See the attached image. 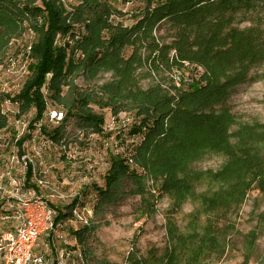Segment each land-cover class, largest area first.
Here are the masks:
<instances>
[{
  "label": "trees",
  "instance_id": "obj_1",
  "mask_svg": "<svg viewBox=\"0 0 264 264\" xmlns=\"http://www.w3.org/2000/svg\"><path fill=\"white\" fill-rule=\"evenodd\" d=\"M119 1L76 0L73 11L66 13L61 0H0V65L10 42L20 40L24 25H28L35 33L30 75L13 101L19 104L21 115L35 110L29 128L34 130L35 124L44 120L47 105L42 88L49 75L52 103L65 111V119L52 132L42 126L55 144H61L65 125L72 119L79 128L102 132L104 116L93 106L110 110L114 116L122 111L134 114L138 122L131 134L140 138V143L133 160L152 176L158 197L171 198L175 212L193 195V179L199 175L190 172L191 165L208 153L222 155L225 162L220 170L207 173L218 189L200 199L202 211L209 215L207 224L197 225L200 231L196 227L189 234H181L169 220V245L162 258V264H212V258L217 260L225 254L229 233L235 228L232 224L220 226V219L241 207L255 190L264 205V124L238 122L227 104L237 86L255 79L251 69L264 63V29L236 27L244 19L242 15L264 7V0H145L144 9L131 25L113 22V16H124L115 7ZM81 24L85 36L78 41V48L84 59L67 62L66 50L55 47V37L71 29L69 35L74 36V29ZM163 25H168L167 32L171 33L169 43L154 34ZM129 48L132 53L127 57ZM144 49L149 52L145 58ZM173 51L176 55L171 61ZM183 62L203 70V84L191 82L192 72L189 67L182 68ZM149 64L167 69L177 66L184 75L180 74L178 84L166 88L155 84L144 90L137 71ZM100 71L112 72L113 80L84 91L75 84L79 73L94 79ZM185 73H190L189 77ZM7 123L0 113V129ZM24 141L20 140L19 146ZM128 167L124 157L111 158L106 190L100 193L103 199H108L111 189L125 178L138 181L139 176ZM138 184L132 193L142 196L141 213L151 217L156 213L154 196L140 181ZM76 203L67 207L66 213L59 210L56 222L70 219L69 211ZM213 215L220 219L211 218ZM256 219L257 225L243 237L241 264H250L258 252L264 210ZM92 230L90 225L73 232L78 245L86 244ZM133 251L128 264H149ZM257 263L264 264V255Z\"/></svg>",
  "mask_w": 264,
  "mask_h": 264
},
{
  "label": "rangeland",
  "instance_id": "obj_2",
  "mask_svg": "<svg viewBox=\"0 0 264 264\" xmlns=\"http://www.w3.org/2000/svg\"><path fill=\"white\" fill-rule=\"evenodd\" d=\"M61 3L66 13L73 11V8L77 5L76 0H61ZM144 3L145 0H120L115 7L124 16H113V22L121 20L125 25H131L134 22L135 15L144 9ZM242 16L244 19L239 24H236V27L239 29L246 30L255 26L259 27V29H264L263 6ZM238 18L242 19V17ZM67 24L70 25V22ZM24 26L25 30L22 39L11 41L14 43L11 45L10 51L8 49L7 53H5L4 59L1 62L2 64H6L8 54L13 56L12 58L15 62L19 64L22 60L20 56L24 55V50L26 51L27 46L35 42V34L32 35L28 32V25ZM79 26H82V24ZM167 28L168 25H163L160 30H155L154 34L157 37L166 38V43H169L172 39L169 38L171 33L167 32ZM69 32L56 35L55 47L66 49L71 44L72 49L78 48V42L75 40L76 36L70 37ZM131 53V48L126 50L127 57ZM147 53L149 52H146V49L142 51L144 58L147 56ZM155 54L157 56L159 53L156 52ZM175 55V51L170 52L169 58L171 61L175 58ZM69 61L78 62L76 59ZM184 63L181 65L182 68L183 66L184 68L189 67L190 73H193H189L191 75V82L196 81L198 84H203V81H201L203 70L198 66L190 64H187V66ZM150 66L149 64L147 67L140 68L137 71L142 89L147 90L155 84H160L166 88L172 83H180V79L177 78L183 73V69L177 66L167 69L161 65L156 67L158 68L156 70V68ZM189 74L185 73L186 78L189 77ZM250 74L255 79L237 86L231 93L227 104L232 109V113L236 115L238 122L264 124V63L259 67H253ZM7 78L10 79V76H7ZM169 79L173 82H170ZM112 80V72L100 71L94 79H90L87 73L81 72L76 76L75 84L80 90L84 91L102 86ZM6 94L2 92L0 87V95H2L0 101L1 115L3 114V110H12L11 107L7 108L8 106L4 104V99H7V96L3 95ZM54 107L59 108L57 105ZM93 108L96 113L104 116L105 122L102 132L96 133L86 128H79L74 119L70 120L65 125L62 139L63 143L72 144L74 149L70 155H65L60 150L63 144L56 145V147L44 148L41 140L30 143L28 151L33 155H35V150L45 153L43 160L46 166L51 168L49 171L52 183L61 187V183L64 182L66 184L64 189L66 194H75L78 196H80V192L84 194L83 200L81 201L83 203V212L88 216L90 225L93 228L91 234L86 238V244L83 246L85 260L88 264H128L127 258L129 254L135 253L133 249L138 252L134 256L137 257L138 255V257L144 260H148L147 262L149 264H162V258L169 245V239L167 237L169 220L173 221L181 234H189L195 230L197 225L203 227L207 224L209 215H206L202 211L200 199L202 195L218 189V185L210 179L207 173H216L219 171L225 162V158L219 154L208 153L191 165L190 172L196 174V176L199 175V177L193 179V195L189 196L176 212L173 209V201L169 196L158 197L159 192L157 187L155 188L152 176L144 167L139 166L135 160V167L128 168L139 176L138 181L125 178L111 189V193L108 194V199H103L100 193L106 190V176L111 168V158L113 156H119L115 155L117 148L112 147V151V148L106 147L105 143H110L115 138L118 139V146H123L125 151L119 157L123 158L130 155L134 159L136 156V146L140 143V139L136 144L130 146V142L126 140V136L123 134L126 133L125 130L127 128H130L127 132L128 135L132 136L133 125L138 120L134 114H130L129 112L122 111L114 116L110 110H100L96 106H93ZM61 110L64 111L63 109ZM34 118V109L27 115L22 116L21 120L26 125V132L30 130L28 127ZM7 120L8 138L6 142L0 143V162L9 159L11 147L15 141V118L12 115ZM128 120H130V123ZM43 124L51 132L60 126V124L49 122L47 115L44 117ZM234 130H236V127L232 129V131ZM120 132L121 134H119ZM141 133L144 135L146 132L143 129ZM137 135L141 137V134L138 133ZM25 136L27 140H31L28 139L30 137L29 134L26 133ZM40 148L42 150H39ZM97 164L99 165L97 166ZM91 165L96 169L94 173L89 174L87 167ZM139 181L145 191L151 192L154 196L152 202L155 204L156 213L151 217L144 216L141 213L142 196L132 193L138 187ZM72 203V200L50 201L51 205L57 206L62 211ZM263 210L262 196L255 190L248 195L244 204L236 210H233V213L231 212L226 219H220L216 215L210 216L214 219L219 218L220 226L232 224L235 227L233 232L229 233L231 234L229 235L230 242L225 254L217 260L212 258V264H241L243 262V237L257 225L256 216ZM66 222L67 226L62 232L64 238L59 239L54 237L48 239L46 236L43 237L39 242V248L36 251L37 255L45 256L51 259L52 262H56L58 258L62 257L64 251H72L78 247L73 236V232L77 229L74 224L70 223V219L66 220ZM201 227H197L198 229H196L200 231ZM262 255H264V231L258 240V252L250 264H258V257ZM72 259V257L70 260L68 259L66 264H75Z\"/></svg>",
  "mask_w": 264,
  "mask_h": 264
},
{
  "label": "built area",
  "instance_id": "obj_3",
  "mask_svg": "<svg viewBox=\"0 0 264 264\" xmlns=\"http://www.w3.org/2000/svg\"><path fill=\"white\" fill-rule=\"evenodd\" d=\"M28 32L32 35L35 34L30 28ZM74 36H76L75 40L77 42L81 40L85 36L84 27H76ZM13 43H10L9 51ZM65 50L68 56L67 60L76 59V61H80L84 59L82 51L78 48L72 49L71 44ZM31 51L32 43L27 46L26 51L24 50V55L20 56L22 60L19 64L15 62L12 58L13 56L8 54L6 64L0 65V87L2 92L7 93L3 95L7 96V99H4V104L8 106L7 108H12V110H3L2 115L6 119L13 115L16 125L15 141L11 147V155L7 161L0 162V264H66L71 257L75 264H88L85 260L84 248L80 245L72 251H64L62 257L58 258L56 262L36 254L39 242L43 237L46 236L48 239L54 237L64 238L62 232L66 228L67 222H56L59 208L51 205L50 201H77L75 206L69 211L71 213L70 223L74 224L77 230L90 226V222L82 208L83 203L81 201L84 194L82 192L79 193L80 196L66 194L64 192L66 187L64 182V184L61 183V187L52 183L49 171L51 168L47 167L43 160L45 153L35 150V155H33L28 151L30 143H35L37 140L43 142L44 148L63 144L60 150L65 155H70L74 149L72 144L63 143L62 141L61 144H55L49 139L42 131L43 121L35 124L34 130L28 127L30 130L26 132V125L21 120L22 116L25 115L20 114L19 104L13 100L21 92L30 75ZM7 76H10L11 80ZM50 78L51 75L48 76L42 88L47 105L45 115L48 116L49 122L60 124L65 119V113L60 108H55L54 106L56 105L52 103L49 89ZM128 121L130 123V120ZM129 129L127 128L125 130L126 133L123 135L126 136V140L132 146L140 138L128 135L127 131ZM26 133L29 134L30 137L28 139L31 140H27ZM7 138L8 126L0 129V143L6 142ZM24 138V143L19 146L18 142ZM105 145L108 148H117L115 155L120 156L123 152L125 153L123 146H118L119 141L116 138L110 143H105ZM39 150L42 149L40 148ZM124 158L129 167H135L134 160L130 155ZM95 169L92 165L88 166L87 172L92 174ZM63 212L66 213L68 210L65 209Z\"/></svg>",
  "mask_w": 264,
  "mask_h": 264
}]
</instances>
